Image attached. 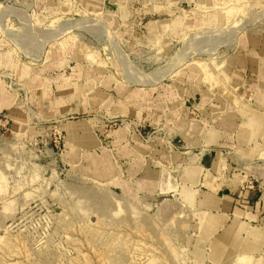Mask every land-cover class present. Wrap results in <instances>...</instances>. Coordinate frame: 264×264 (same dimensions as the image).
Segmentation results:
<instances>
[{"label": "rangeland", "instance_id": "374dc122", "mask_svg": "<svg viewBox=\"0 0 264 264\" xmlns=\"http://www.w3.org/2000/svg\"><path fill=\"white\" fill-rule=\"evenodd\" d=\"M252 113L264 0H0V264H217L233 221L207 201L232 180L264 192V157L195 130Z\"/></svg>", "mask_w": 264, "mask_h": 264}, {"label": "crops", "instance_id": "0c3cea01", "mask_svg": "<svg viewBox=\"0 0 264 264\" xmlns=\"http://www.w3.org/2000/svg\"><path fill=\"white\" fill-rule=\"evenodd\" d=\"M251 116L252 118L240 121L235 115L228 114L223 123L215 122L213 128L207 132L202 127L196 128L194 139L196 143L192 140L188 141L194 142L197 146L217 145L220 147L223 145L229 150L243 152L247 156L245 158L248 159L257 154L264 157V115L252 113ZM217 155H215L216 158L209 156L206 160L210 163L209 168L212 173H208L204 186L214 191L217 190L214 174L225 172L223 155L222 153ZM201 168H191L188 176L186 175V181L190 183L198 181L197 176L202 175ZM228 169L227 167L226 172L230 171ZM235 170L236 168H233V171ZM246 171L244 169V172ZM159 172L147 168L143 173L146 184L150 188H164L169 183L167 179L165 182L162 181V176L167 173ZM261 188L264 189V177ZM224 189L223 198L219 195H212L207 201L211 208L225 212L228 219L231 217L233 221L229 228L215 237L211 246L212 260L217 264H232L237 256L244 255L240 258L241 263L244 264L248 260L246 255L264 252V233L254 227L255 223L264 222V192L242 190L240 185L233 180L228 182ZM186 192L189 193L188 190ZM218 217L223 219V216Z\"/></svg>", "mask_w": 264, "mask_h": 264}, {"label": "bare ground", "instance_id": "6f19581e", "mask_svg": "<svg viewBox=\"0 0 264 264\" xmlns=\"http://www.w3.org/2000/svg\"><path fill=\"white\" fill-rule=\"evenodd\" d=\"M154 79V78H153ZM150 80H152V78L150 79ZM152 82V81H151ZM154 82V81H153Z\"/></svg>", "mask_w": 264, "mask_h": 264}]
</instances>
